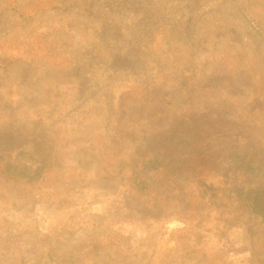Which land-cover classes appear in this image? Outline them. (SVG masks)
I'll list each match as a JSON object with an SVG mask.
<instances>
[{"label": "rangeland", "instance_id": "rangeland-1", "mask_svg": "<svg viewBox=\"0 0 264 264\" xmlns=\"http://www.w3.org/2000/svg\"><path fill=\"white\" fill-rule=\"evenodd\" d=\"M186 115L264 160V0H0V264H264L263 229L188 197L217 195L197 165L223 152L173 148L156 206L117 176Z\"/></svg>", "mask_w": 264, "mask_h": 264}, {"label": "trees", "instance_id": "trees-1", "mask_svg": "<svg viewBox=\"0 0 264 264\" xmlns=\"http://www.w3.org/2000/svg\"><path fill=\"white\" fill-rule=\"evenodd\" d=\"M195 124L196 119L192 115L173 120L169 128L170 134L159 147L147 145L140 153L131 154L129 160L120 164L117 176L124 180V184H128L129 195L136 201H144L142 203L147 206H156L164 202L159 190L162 186H167L165 193L171 194V188L168 185L180 170L186 171L183 165L188 158L183 155L176 158L171 150L175 147L188 152L195 150V157L203 160L211 157V148H216V151L228 155L234 166L212 169L207 164H198L197 167L203 170L197 173L210 174L213 177L210 182H213L220 190L216 196L206 200L199 198L198 194H189L188 197L195 198L197 204L208 205V209L215 212L216 219L222 220L225 226H230L232 222L237 225H250L251 236H254L253 229L264 231V160L259 159L252 151L259 146L250 144L249 135L244 132V126L239 122L225 125L224 129H229L227 133L217 132L215 127H209V134H204L206 137L198 133L201 129ZM181 138H184V145H187L185 149L182 147ZM211 144L212 147H210ZM33 153L36 154L32 155L31 152L26 157V160L31 161V166L24 172L27 174H31L32 171L44 172L45 166L37 165L38 162H43L39 157L41 153L37 150ZM36 159L39 161H35ZM33 166L38 168L31 170ZM205 167L209 169L204 170ZM221 203H225V206ZM261 235L264 236V233Z\"/></svg>", "mask_w": 264, "mask_h": 264}]
</instances>
